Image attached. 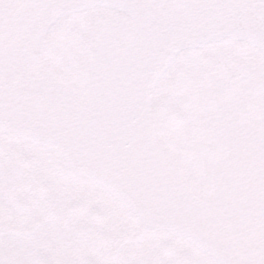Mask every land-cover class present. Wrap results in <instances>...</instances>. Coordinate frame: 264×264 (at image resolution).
<instances>
[{"label":"clouds","instance_id":"1","mask_svg":"<svg viewBox=\"0 0 264 264\" xmlns=\"http://www.w3.org/2000/svg\"><path fill=\"white\" fill-rule=\"evenodd\" d=\"M248 16L195 57L190 35L130 0H38L6 26L0 264L264 257V19ZM169 151L214 197L206 222L162 192H185ZM117 190L139 196L134 217L115 214Z\"/></svg>","mask_w":264,"mask_h":264},{"label":"water","instance_id":"2","mask_svg":"<svg viewBox=\"0 0 264 264\" xmlns=\"http://www.w3.org/2000/svg\"><path fill=\"white\" fill-rule=\"evenodd\" d=\"M130 3L133 7L159 13L164 28L190 35L196 45L191 49L203 47L204 41H221L222 34L234 24L247 23L249 13L264 19V0H130ZM37 4L38 0H0V22H6L0 32L6 26L13 30L19 28Z\"/></svg>","mask_w":264,"mask_h":264},{"label":"snow or ice","instance_id":"3","mask_svg":"<svg viewBox=\"0 0 264 264\" xmlns=\"http://www.w3.org/2000/svg\"><path fill=\"white\" fill-rule=\"evenodd\" d=\"M63 7V5H61ZM70 88L75 90V85L69 83ZM167 158L171 159L175 165V172L180 177L181 182L185 187L184 193H177L173 189H163L162 192L167 193L172 198L173 206L181 211L186 219L199 220L206 222L205 218L199 213L203 206H214L215 199L206 190V185L202 181L200 174L195 170L186 166L185 162L176 158L174 151L167 153ZM123 190H117V193L112 195L115 207V214L118 216L134 217L136 210V202L139 196L133 192L127 193V202L121 199ZM187 199L193 201L192 207L185 209L184 204ZM205 259L201 264H218L210 253H204ZM246 264H264V257H254L246 262Z\"/></svg>","mask_w":264,"mask_h":264},{"label":"flooded vegetation","instance_id":"4","mask_svg":"<svg viewBox=\"0 0 264 264\" xmlns=\"http://www.w3.org/2000/svg\"><path fill=\"white\" fill-rule=\"evenodd\" d=\"M5 24H6V22L4 20H2L0 22V27L3 26V25H5ZM216 44H224V40L223 41H220V42L210 43V45H216ZM204 48H205V46H203L201 48L190 49L189 52H188V55L193 56V57L199 56V55H201L203 53Z\"/></svg>","mask_w":264,"mask_h":264},{"label":"rangeland","instance_id":"5","mask_svg":"<svg viewBox=\"0 0 264 264\" xmlns=\"http://www.w3.org/2000/svg\"><path fill=\"white\" fill-rule=\"evenodd\" d=\"M226 41H224V43H225Z\"/></svg>","mask_w":264,"mask_h":264}]
</instances>
